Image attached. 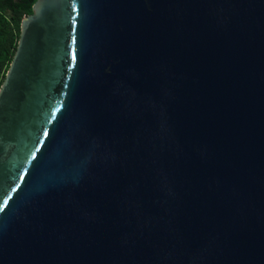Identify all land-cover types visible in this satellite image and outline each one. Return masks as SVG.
Instances as JSON below:
<instances>
[{
  "label": "water",
  "instance_id": "water-1",
  "mask_svg": "<svg viewBox=\"0 0 264 264\" xmlns=\"http://www.w3.org/2000/svg\"><path fill=\"white\" fill-rule=\"evenodd\" d=\"M0 264H264V0H35Z\"/></svg>",
  "mask_w": 264,
  "mask_h": 264
},
{
  "label": "trees",
  "instance_id": "trees-1",
  "mask_svg": "<svg viewBox=\"0 0 264 264\" xmlns=\"http://www.w3.org/2000/svg\"><path fill=\"white\" fill-rule=\"evenodd\" d=\"M35 0H0V84L16 49L23 16Z\"/></svg>",
  "mask_w": 264,
  "mask_h": 264
}]
</instances>
